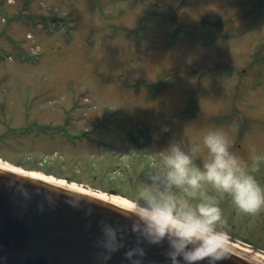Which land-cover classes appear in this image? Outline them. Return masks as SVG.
I'll return each mask as SVG.
<instances>
[{"label":"rangeland","instance_id":"374dc122","mask_svg":"<svg viewBox=\"0 0 264 264\" xmlns=\"http://www.w3.org/2000/svg\"><path fill=\"white\" fill-rule=\"evenodd\" d=\"M210 129L264 187V0H0L1 164L130 200L173 139L202 164ZM204 192L264 255V207Z\"/></svg>","mask_w":264,"mask_h":264},{"label":"clouds","instance_id":"9594fccd","mask_svg":"<svg viewBox=\"0 0 264 264\" xmlns=\"http://www.w3.org/2000/svg\"><path fill=\"white\" fill-rule=\"evenodd\" d=\"M202 143L207 159L198 165L199 146L185 149L182 139L170 141L159 150L158 166L147 173L132 199L114 204L119 214L132 222L131 232L138 241L153 245L168 242L171 264H201L205 260L215 264L227 255L228 249L219 244L226 235L217 228L222 223L219 201L205 194L206 185L231 197L242 213L254 214L264 207V187L230 151L227 135L210 129L203 134ZM32 177L52 182L39 175ZM124 232L103 224L99 244L109 254L115 252L124 246ZM125 255L132 264H140L135 257L143 256L144 249L137 246Z\"/></svg>","mask_w":264,"mask_h":264},{"label":"water","instance_id":"95a60500","mask_svg":"<svg viewBox=\"0 0 264 264\" xmlns=\"http://www.w3.org/2000/svg\"><path fill=\"white\" fill-rule=\"evenodd\" d=\"M114 204L119 205L0 167V264H132L125 253L137 246L144 249L143 256L135 257L140 264H171L168 242L138 241L131 232L132 222ZM103 224L125 229L124 246L110 254L99 244ZM219 244L228 252L215 264H264L262 259Z\"/></svg>","mask_w":264,"mask_h":264},{"label":"bare ground","instance_id":"6f19581e","mask_svg":"<svg viewBox=\"0 0 264 264\" xmlns=\"http://www.w3.org/2000/svg\"><path fill=\"white\" fill-rule=\"evenodd\" d=\"M0 167H1V168H4V169H8V170H14V171H18V172L28 173L29 175H39V174L34 173V172H32V171L17 170V169H15V168H13V167H10V166H8V165L1 164V163H0ZM39 176H41L43 179H49V180L52 181L53 183H57V184H61V185H66V186H69V187H71V188H73V186L75 185V184H70V183L64 182V181L59 180V179H57V178H55V177H47V176H43V175H39ZM74 189L83 190L82 188H80V187L77 186V185H75V188H74ZM83 191H86V192L92 193V194H94V195L100 196V197H102V198H105V199L111 200V201H113V202H115V203H118V204H120L122 201L128 200V199L123 198V197L114 196V195H108V194H106V193H101V192H96V191H88V190H83ZM219 242H221V243H223V244H225V245H227V246H229V247H231V248H234V249H236V250H238V251H240V252H244V253H246V254H248V255H252V250H249V249H247V248H245V247H242V246H240L239 244L231 243V242H229V241H227V240H224V239H222V238H220V241H219ZM254 256H255L256 258H259V259L264 260V255H263V254L255 253Z\"/></svg>","mask_w":264,"mask_h":264},{"label":"trees","instance_id":"16d2710c","mask_svg":"<svg viewBox=\"0 0 264 264\" xmlns=\"http://www.w3.org/2000/svg\"><path fill=\"white\" fill-rule=\"evenodd\" d=\"M10 129H11V128H10ZM20 129L22 130L23 133H25L26 131H29V128H27V127H25V128H19V129H17V128H13V129H11V130L20 131ZM17 133H18V132H17Z\"/></svg>","mask_w":264,"mask_h":264}]
</instances>
